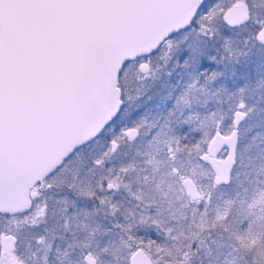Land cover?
Wrapping results in <instances>:
<instances>
[{"label":"snow or ice","instance_id":"1","mask_svg":"<svg viewBox=\"0 0 264 264\" xmlns=\"http://www.w3.org/2000/svg\"><path fill=\"white\" fill-rule=\"evenodd\" d=\"M0 264H264V0H0Z\"/></svg>","mask_w":264,"mask_h":264}]
</instances>
